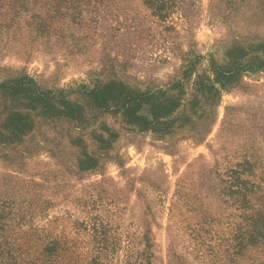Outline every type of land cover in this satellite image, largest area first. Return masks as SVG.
<instances>
[{"label": "rangeland", "instance_id": "374dc122", "mask_svg": "<svg viewBox=\"0 0 264 264\" xmlns=\"http://www.w3.org/2000/svg\"><path fill=\"white\" fill-rule=\"evenodd\" d=\"M167 1L0 0V264H264V0ZM210 59L201 132L115 112Z\"/></svg>", "mask_w": 264, "mask_h": 264}, {"label": "trees", "instance_id": "16d2710c", "mask_svg": "<svg viewBox=\"0 0 264 264\" xmlns=\"http://www.w3.org/2000/svg\"><path fill=\"white\" fill-rule=\"evenodd\" d=\"M144 3L159 17H166L170 9L167 0H144ZM208 63V68L203 74H198L191 65L181 73L180 80L167 89L126 94L121 106L116 108L115 112L123 116L132 132L151 133L160 139L173 134L175 130L182 131L190 128V130L201 132L208 119L206 108L213 105L220 91L244 71L240 68L224 70L212 59ZM29 83H31L30 79L23 78L8 88L0 89L14 92L26 91L30 88L24 85ZM110 89V85L93 89L88 96L93 98L99 106L104 107L111 95V92H108ZM38 96L42 101L48 99V95L41 92H38ZM242 198L243 194L241 200ZM238 202L239 200L236 201ZM5 215L0 212V230L4 225ZM1 252L3 250H0Z\"/></svg>", "mask_w": 264, "mask_h": 264}]
</instances>
